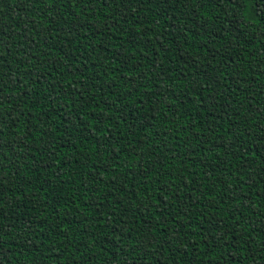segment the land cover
Segmentation results:
<instances>
[{"label": "trees", "instance_id": "obj_1", "mask_svg": "<svg viewBox=\"0 0 264 264\" xmlns=\"http://www.w3.org/2000/svg\"><path fill=\"white\" fill-rule=\"evenodd\" d=\"M0 264H264V0H0Z\"/></svg>", "mask_w": 264, "mask_h": 264}]
</instances>
